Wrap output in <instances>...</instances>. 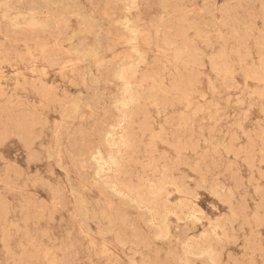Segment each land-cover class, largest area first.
<instances>
[{
	"label": "rangeland",
	"instance_id": "374dc122",
	"mask_svg": "<svg viewBox=\"0 0 264 264\" xmlns=\"http://www.w3.org/2000/svg\"><path fill=\"white\" fill-rule=\"evenodd\" d=\"M0 264H264V0H0Z\"/></svg>",
	"mask_w": 264,
	"mask_h": 264
},
{
	"label": "bare ground",
	"instance_id": "6f19581e",
	"mask_svg": "<svg viewBox=\"0 0 264 264\" xmlns=\"http://www.w3.org/2000/svg\"><path fill=\"white\" fill-rule=\"evenodd\" d=\"M109 168H110V167H109ZM96 169H97V168H96ZM98 169H99V168H98ZM95 171H96V170H95ZM95 171H94V172H95ZM98 171H99V170H98ZM98 171H97V172H98ZM97 172H96V173H97ZM96 173H95V175H96ZM98 174H99V173H97V175H98ZM108 175L111 177L112 174H111V175L108 174ZM105 177H106V176H105ZM110 177H106V178L109 179ZM114 177H115V174H114ZM116 177H117V176H116ZM116 177H115V178H116ZM99 178H100V177H99ZM117 178H118V177H117ZM100 179H101V178H100ZM104 179H105V178H104ZM94 180H95V179H94ZM109 180H110V179H109ZM112 180H113V179H111V181H112ZM116 180H117V179H116ZM118 180H119V179H118ZM111 181H110V183H112ZM97 182L99 183V180H98ZM105 182H107V181H105ZM108 182H109V181H108ZM98 183H96V184H98ZM103 183H104V181H103ZM113 183H114V181H113ZM115 183H116V182H115ZM115 183H114V186H115ZM99 184H100V183H99ZM107 185L109 186V184H107ZM103 186H104V185H103ZM112 186H113V184H112ZM112 186H111V187L109 186V187H110V188H113ZM109 187H107V188H105V189H108ZM110 188H109V189H110ZM115 188H117V187H115ZM98 189H101V188H98ZM103 189H104V188H103ZM109 189H108V191H109ZM118 189H120V188H118ZM122 189H124V188H122ZM122 189H121V190H122ZM101 190H102V189H101ZM111 190H112V189H111ZM113 190H114V189H113ZM99 191H100V190H99ZM104 191H105V190H104ZM122 191H125V190H122ZM102 192H103V191H102ZM109 192H110V191H109ZM120 192H121V191H120ZM105 193H106V192H105ZM114 193L118 195V191H117V192L114 191ZM114 193H112V194H114ZM101 194H102V193H101ZM106 194H108V193H106ZM115 194H114V195H115ZM126 194H127V193H126ZM103 195H104V194H103ZM114 195H113V196H114ZM117 195H115V196H117ZM119 195H120V197H121V194H119ZM124 195H125V194H124ZM111 196H112V195H110V197H111ZM106 197H107V196H106ZM108 197H109V196H108ZM118 197H119V196H118ZM122 197H123V195H122ZM122 197H121V198H122ZM126 198H127V197H126ZM126 198L124 197V199H126ZM118 199H119V198H118ZM124 199H123V201H122V199H121V201L124 202ZM109 200H110V199H109ZM111 200H112V198H111ZM104 201H105V200H104ZM104 201H103V202H104ZM117 201H118V200H117ZM127 201H128V200H127ZM129 201H130V200H129ZM129 201H128V203H127L126 200H125V203H126V204H129ZM113 202H114V200H113ZM115 202H116V201H115ZM101 203H102V202H101ZM101 203H100V205H101ZM119 203H120V201H119ZM109 204L111 205V201H110ZM97 205H99V203H98ZM97 205H96V206H97ZM100 205H99V206H100ZM96 206H95V207H96ZM108 206H109V205H108ZM116 206H117V205H116ZM119 206L121 207V205H119ZM100 207H101V206H100ZM109 207H110V206H109ZM122 207H123V206H122ZM135 207H136V206H135ZM101 208H103V207H101ZM114 208H115V207H114ZM124 208L126 209L125 206H124ZM136 208H138V207H136ZM109 209H110V208H109ZM119 209H120V208H119ZM121 209H123V208H121ZM101 210H102V209H101ZM127 210H128V209H127ZM95 211H96V210H95ZM104 211H105V210H104ZM104 211L102 210V212H104ZM109 211H111V209H110ZM116 211H117V210H116ZM122 211H123V210H122ZM120 212H121V211H120ZM124 212H125V211H124ZM104 213H107V210H106V212H104ZM113 213H114V212H113ZM118 213H119V212H118ZM118 213H116V214L118 215ZM96 214L99 215L98 213H96ZM108 214H110V213L108 212ZM108 214H104V215H107V216H108ZM122 214H123V213H122ZM93 215H94V214H93ZM110 215H111V214H110ZM110 215L108 216V219H107V220H109ZM113 215H115V214H113ZM113 215H112L111 217H113ZM127 215H128V214H127ZM102 216H103V214L101 215V217H102ZM125 216H126V215H125ZM104 217H106V216H104ZM119 217H120V215H119ZM102 219H103V218H102ZM102 219H101V220H102ZM104 219H105V218H104ZM113 219H115V217H114ZM117 219H118V218H117ZM97 220L99 221L100 219H97ZM112 221H113V220H112ZM112 223H113V222H112ZM112 223H111V224H112ZM115 224L117 225V221H116ZM99 225H100V224H99ZM101 225H102V224H101ZM113 226H114V225H113ZM117 227H118V226H117ZM113 228H114V227H113ZM120 228H121V227H120ZM120 228H117V229H120ZM122 228H123V227H122ZM156 232H157V230H156ZM124 233H125V232H124ZM119 239L123 240V238H119ZM121 240H120V241H121ZM124 240H125V239H124ZM185 240H186V239H184V241H185ZM125 241H126V240H125ZM203 241H204V240H203ZM122 242H124V241H122ZM122 242H121V244H122ZM126 242H127V241H126ZM185 242H187V241H185ZM209 242H211V241H209ZM209 242H208V243H209ZM183 243H184V242H183ZM188 243H189V242H188ZM195 243H196V242H195ZM203 243L205 244V242H203ZM150 244H151V243H150ZM181 244H182V241H181ZM210 244H212V243H210ZM133 245H136V243L133 244ZM148 245H149V244H148ZM179 245H180V244H179ZM182 245H184V244H182ZM182 245H181V246H182ZM185 245H186V244H185ZM199 245H201V244L199 243ZM212 245H213V244H212ZM212 245H211V246H212ZM122 246H123V244H122ZM186 246H187V245H186ZM186 246H185V247H186ZM201 246H202V245H201ZM205 246H206V245H205ZM124 247H125V246H124ZM132 247H133V246H132ZM188 247H189V246H188ZM202 247H203V246H202ZM202 247H201V249H202ZM128 248H129V247H128ZM136 248H138L137 245H136ZM175 248H177V245H176ZM178 248H179V246H178ZM181 248H183V247H181ZM189 248H190V247H189ZM192 248H193V246H192ZM198 248H200V247H198ZM198 248H196V249H198ZM208 248H209V247H208ZM211 248H212V247H211ZM131 249H132V248H131ZM134 249H135V248H134ZM190 249H191V248H190ZM203 249H204V248H203ZM132 250H133V249H132ZM136 250H137V249H136ZM138 250H139V249H138ZM140 250H141V249H140ZM194 250H195V248H194ZM194 250H193V251H194ZM129 251H130V250H129ZM142 251H143V250L138 251V252H139V253L141 252V254L143 255ZM183 251H184V250H183ZM197 251H198V250H197ZM205 251H206V250H205ZM130 252H131V251H130ZM198 252H199V251H198ZM198 252H197V253H198ZM132 253H133V251H132ZM184 253H185V252H184ZM195 253H196V252H195ZM208 253H209V252H208ZM129 254H130V253H129ZM145 254H146V253H145ZM145 254H144V255H145ZM186 254H187V252H186ZM189 254H190V253H189ZM192 254H193V252H192ZM194 255H195V254H194ZM194 255H192V256H194ZM196 255H198V254H196ZM179 256H181V255L179 254ZM179 256H178V257H179ZM185 256H187V255H185ZM192 256L190 255L189 257H188V256H187V257H188L189 260H190V259H191L190 257H192ZM181 257H182V256H181ZM188 258H187V259H188ZM157 259H158V258H157ZM157 259H156V260H157ZM159 260H160V259H159ZM191 260H192V259H191ZM157 262H158V261H157ZM157 262H156V263H157Z\"/></svg>",
	"mask_w": 264,
	"mask_h": 264
}]
</instances>
